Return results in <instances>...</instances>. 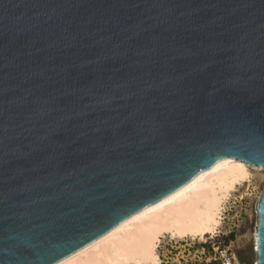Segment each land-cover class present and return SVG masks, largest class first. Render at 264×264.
<instances>
[{
  "label": "water",
  "instance_id": "water-1",
  "mask_svg": "<svg viewBox=\"0 0 264 264\" xmlns=\"http://www.w3.org/2000/svg\"><path fill=\"white\" fill-rule=\"evenodd\" d=\"M242 162L264 0H0V264H63ZM257 217L264 264V191Z\"/></svg>",
  "mask_w": 264,
  "mask_h": 264
},
{
  "label": "bare ground",
  "instance_id": "bare-ground-1",
  "mask_svg": "<svg viewBox=\"0 0 264 264\" xmlns=\"http://www.w3.org/2000/svg\"><path fill=\"white\" fill-rule=\"evenodd\" d=\"M250 176L245 163L224 165L203 176L195 188L127 222L92 251L63 264H160L155 250L163 236L214 235L225 203Z\"/></svg>",
  "mask_w": 264,
  "mask_h": 264
},
{
  "label": "rangeland",
  "instance_id": "rangeland-1",
  "mask_svg": "<svg viewBox=\"0 0 264 264\" xmlns=\"http://www.w3.org/2000/svg\"><path fill=\"white\" fill-rule=\"evenodd\" d=\"M245 164L251 176L225 203L215 234L203 239L163 236L155 250L160 264H257V203L264 191V168Z\"/></svg>",
  "mask_w": 264,
  "mask_h": 264
},
{
  "label": "trees",
  "instance_id": "trees-1",
  "mask_svg": "<svg viewBox=\"0 0 264 264\" xmlns=\"http://www.w3.org/2000/svg\"><path fill=\"white\" fill-rule=\"evenodd\" d=\"M231 238H233V235H230Z\"/></svg>",
  "mask_w": 264,
  "mask_h": 264
},
{
  "label": "built area",
  "instance_id": "built-area-1",
  "mask_svg": "<svg viewBox=\"0 0 264 264\" xmlns=\"http://www.w3.org/2000/svg\"><path fill=\"white\" fill-rule=\"evenodd\" d=\"M224 211H225V209H224Z\"/></svg>",
  "mask_w": 264,
  "mask_h": 264
}]
</instances>
